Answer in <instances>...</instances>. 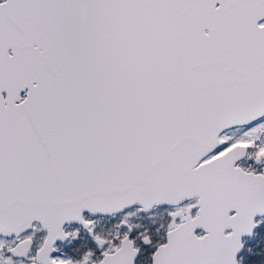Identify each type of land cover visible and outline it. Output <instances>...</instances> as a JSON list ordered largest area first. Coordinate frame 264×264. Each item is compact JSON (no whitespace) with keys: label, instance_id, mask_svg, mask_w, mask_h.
Wrapping results in <instances>:
<instances>
[{"label":"snow or ice","instance_id":"1","mask_svg":"<svg viewBox=\"0 0 264 264\" xmlns=\"http://www.w3.org/2000/svg\"><path fill=\"white\" fill-rule=\"evenodd\" d=\"M0 264H264V0H0Z\"/></svg>","mask_w":264,"mask_h":264}]
</instances>
